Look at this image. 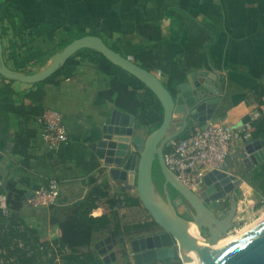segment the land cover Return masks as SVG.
<instances>
[{"label": "trees", "instance_id": "16d2710c", "mask_svg": "<svg viewBox=\"0 0 264 264\" xmlns=\"http://www.w3.org/2000/svg\"><path fill=\"white\" fill-rule=\"evenodd\" d=\"M176 13L187 14L189 0H179ZM146 0L141 4V11L146 23L162 20L171 8L161 4L154 11L145 7ZM19 13L11 2H0L1 39L7 40L8 56L17 70L26 65L43 64L47 59L45 51L37 42L53 43L61 27L51 23H30L15 25ZM178 20V19H177ZM16 33L9 37L11 29ZM182 29L177 22V31L173 33L178 39ZM68 45L73 40L92 35L100 37L97 30L88 34L68 32ZM29 41L34 48L28 49L25 55L17 52L22 43ZM215 42L214 34L203 24L194 37L178 47L174 54L166 51L167 42L145 40L141 42L125 41L121 47L115 43L106 44L110 49L129 59L142 69L153 73L165 89L175 99L177 88L183 84L188 74L202 68V58L208 57L209 49ZM4 57V54H3ZM17 59L20 63H17ZM81 62L93 65L102 89L97 93L98 101H105L115 109L135 118L136 128L147 130L148 133L157 129L163 117L162 107L155 95L145 85L121 68L107 61L100 53L83 49L71 57L59 70L45 81L32 85V90L25 93L17 105L7 107L6 112L17 118V130L13 139L12 155L21 159L24 167L34 162L38 169L44 170L48 180L40 186L45 187L50 180L58 184L69 181H81L84 186L82 197L68 201L59 198L47 207V222L50 227L57 228L59 237L44 239L39 231L24 222V201L26 192L16 183L8 181L2 188L6 196V210H0V264H104L94 248L97 236L109 240L108 244L115 253L116 260L110 264H124L120 249L126 236L135 231L149 232L155 224L149 219L139 224L125 223L120 215L122 210L141 208L135 196L116 193L105 181L89 178L100 164L97 159L81 158L66 159L58 157L52 151L35 156L32 153L37 142L38 132L34 124L45 111V86L57 85L58 79L73 77ZM263 85L253 88L251 96L258 104L259 119L252 123L254 129L252 141L264 140V75ZM224 88V87H223ZM192 123L188 125L190 127ZM41 126V125H40ZM184 132L180 137H185ZM154 165L153 181L161 188L163 178L156 177ZM246 183L261 195L264 203V161L247 167ZM37 189V190H38ZM162 192V188H161ZM257 206L255 207L258 209ZM101 209L102 215L93 217L92 212ZM155 264H181L178 259L164 260Z\"/></svg>", "mask_w": 264, "mask_h": 264}, {"label": "crops", "instance_id": "0c3cea01", "mask_svg": "<svg viewBox=\"0 0 264 264\" xmlns=\"http://www.w3.org/2000/svg\"><path fill=\"white\" fill-rule=\"evenodd\" d=\"M146 1L145 7L149 11L156 10L161 4L172 10L180 6L179 0ZM0 2H11L15 5V10L19 13L14 22L17 26L51 23L60 26L62 31L84 27L89 31L97 30L100 35L104 33L109 37H123L128 41L167 42L166 51L172 54L178 47L183 46L188 38L196 35L201 23L214 34L215 42L209 49L208 57L203 56L200 70L210 71V68H213L221 76L224 87L211 120L221 121L241 132L244 125L254 123L260 117L258 104L250 91L263 85L264 0H189L187 14L176 13L173 10L155 23L144 21L141 11L143 0H0ZM177 19L182 29L178 39H175L173 33L177 31ZM15 35L11 29L9 37ZM6 44L2 41L5 65L13 71L28 74L27 70L32 64L17 70L11 59L7 62L8 52H4ZM17 63H20L19 59ZM57 82V85L45 86V110L61 114L69 141L52 153L66 159L94 158L89 145L100 139L104 122L115 108L105 101L97 100V93L102 89V84L93 65L87 62L80 63L73 77L58 79ZM195 83L196 80L191 77V73L188 74L184 83L177 88L178 104L189 105L195 91ZM30 90H32L30 85L0 77L1 190L8 181H12L26 192V198L34 195L48 180L49 175L38 169L34 162H30L29 167H24L21 159L12 155L17 118L6 112V109L19 104L23 95ZM190 123L195 124L193 121ZM180 125L181 119L174 117L172 130L175 131ZM33 129H37L38 138L32 153L37 156L49 152L40 139V124L38 122L34 124ZM250 142L252 138L250 141L238 138L223 167V172L236 179H242L239 190L248 187L246 178L250 162L245 147ZM98 162L100 167L89 178L105 181L113 192L125 194L120 184L108 180L102 162ZM83 191L81 181L67 180L59 183V198L72 201L82 197ZM241 203L238 197L234 225L239 222L237 215ZM46 215L47 210L24 207V221L31 222L35 217H39V223H43L42 235H46L44 239L59 237L58 229L48 225ZM101 215V209L92 212L93 217ZM29 227L38 230V225Z\"/></svg>", "mask_w": 264, "mask_h": 264}, {"label": "water", "instance_id": "95a60500", "mask_svg": "<svg viewBox=\"0 0 264 264\" xmlns=\"http://www.w3.org/2000/svg\"><path fill=\"white\" fill-rule=\"evenodd\" d=\"M83 49L100 53L107 61L142 82L155 95L163 110L160 126L148 133L136 128L133 116L113 109L104 122L100 139L89 145L95 158L102 162L110 182L135 189L137 200L155 224L153 229L158 230L157 233L129 240L134 264H154L173 259L184 263L180 255H193L197 258L196 264H264V224L229 248L218 250L204 260L207 246L215 245L234 225L238 201L236 192L242 179L223 171H212L204 177L203 189L194 193L164 163L166 144L180 137L189 122L202 127L214 117L224 89L221 76L213 68L192 72L191 77L196 80L193 98L188 106L180 105L153 73L122 57L100 37L92 35L73 40L53 55L44 69L25 75L9 69L4 63L0 20V77L3 79L30 86L41 83ZM174 117L181 119V125L175 131L172 130ZM245 153L251 165L261 164L264 161V140L248 143ZM155 164L163 178L162 192L157 190L153 181ZM169 189L188 204V218L176 211L177 204L170 198ZM223 202L228 203L225 214L219 213ZM190 222L196 225L199 233L206 230L208 236L202 241L191 238L187 234ZM108 242L106 239L94 246L102 247L97 253L104 264L116 260Z\"/></svg>", "mask_w": 264, "mask_h": 264}, {"label": "built area", "instance_id": "2783aa9c", "mask_svg": "<svg viewBox=\"0 0 264 264\" xmlns=\"http://www.w3.org/2000/svg\"><path fill=\"white\" fill-rule=\"evenodd\" d=\"M40 139L50 151L68 143L63 118L60 113L45 110L39 119ZM252 123L244 125L241 132L221 121H208L202 127L192 124L184 131L185 137L168 142L164 149V163L176 178L190 191L197 193L204 187V177L212 171H223L231 149L238 138L251 140ZM59 197V184L48 181L34 195L26 198L24 207L46 209ZM0 210H6V196L1 191Z\"/></svg>", "mask_w": 264, "mask_h": 264}, {"label": "rangeland", "instance_id": "374dc122", "mask_svg": "<svg viewBox=\"0 0 264 264\" xmlns=\"http://www.w3.org/2000/svg\"><path fill=\"white\" fill-rule=\"evenodd\" d=\"M68 32H73L75 34H84L85 35V34L89 33V30L85 29L84 27L77 28V29L71 28L68 30L63 29V31L60 30L57 38L55 39V41L53 43L37 42L36 44H38L45 51L47 59L44 61L43 64H39V63L32 64L30 66V68L27 70L28 74L37 73L40 70L44 69L45 66L47 65L49 59L53 55L59 53L65 46H67V45L64 46V44L67 43V41H68V35H67ZM100 38L108 45H111V43L116 42L115 44L118 47H121L122 43H124L125 41H128V40H125L123 37H119V38H117V36L109 37L104 33L103 34L101 33ZM4 41L7 43V40H4ZM25 42L26 43L21 44L20 50L17 51V52L21 53L22 55H25L26 51H28V49L34 48V45H32V43H30L29 41H25ZM6 46H7V44H6ZM6 48L7 47H5L6 51H4V52L8 51ZM9 61H10V58L7 56V62H9ZM155 174H156V177L159 179L160 172H159L158 167L155 168ZM160 183H161V188H162L163 182H160ZM121 187H123L122 190L124 191L125 194H128V195L132 194V196L136 197V193H135L134 188L127 189V188H124V186H122V185H121ZM157 188H158L157 190H159V192H161V188H159V187H157ZM170 194L172 196L171 198H174V201L177 204L176 211L178 212V214H180L182 217H184L186 215L189 216L190 208H189L188 204L184 200L180 199L174 191H172ZM236 195L238 197H240V200L242 201V203L239 207L238 215H237L239 222L236 225H233V227L228 230L226 236L223 237V238H227V239L232 240V242H234V243L236 241H238L239 239L243 238L244 236H246V234L249 235L252 232L254 226H257V225L261 226L264 224V203L262 201L261 195L258 192H256L249 185H248V187L247 186L243 187L242 190L238 189L236 192ZM257 206H260V207H258V209H256L255 207H257ZM227 211H228V203L223 202L219 213L225 214ZM120 215L123 218L124 222L128 223V224H139V223H143L145 221H149V219H150L147 212L142 207L141 208L122 210L120 212ZM235 218H236V214H235L234 219ZM34 219H33L34 222H33V220L31 222H26V221H24V222H25V224L27 223L28 226L31 225V226L37 227V225H38L37 228L40 231L39 233H40L41 237L46 238L45 237L46 235L45 236L42 235V234H44L43 233V228H44L43 223L42 222L39 223V217H35ZM258 226L255 228H258ZM246 229H247V233H246ZM248 229H249V231L250 230L251 231L248 232ZM244 230H245V234H242L244 232ZM157 232H158V230H154L152 228L149 232L135 231V232L129 233L126 236V239L124 241L125 246L123 245V247L120 249V256H121L124 264H134V260L132 258L130 247L128 245L129 240L134 239V238H139L142 236L151 235V234L157 233ZM199 234H200L201 239H204L208 236L206 230H203ZM99 237L100 236H97L98 239H96L95 245L101 241L106 240V238H102V237L99 240ZM220 239H222V238H220ZM101 249H102V247L95 248V250L97 252ZM181 264H184V263H181Z\"/></svg>", "mask_w": 264, "mask_h": 264}, {"label": "bare ground", "instance_id": "6f19581e", "mask_svg": "<svg viewBox=\"0 0 264 264\" xmlns=\"http://www.w3.org/2000/svg\"><path fill=\"white\" fill-rule=\"evenodd\" d=\"M255 224V223H254ZM258 224V223H257ZM258 226V225H257ZM257 226H254V228L255 227H257ZM253 227V226H252ZM260 226H258V228H259ZM253 228V230H252V232L254 231V230H256V229H258V228H255L254 229ZM250 230V231H251ZM249 231V229H248V232H250ZM251 232V233H252ZM246 233H247V229H246ZM250 233V234H251ZM187 234L191 237V238H193V239H195V240H197V241H202V239L200 238V234H199V231H198V229H197V227H196V225L194 224V223H192V222H190L189 224H188V229H187ZM242 234H245V230H244V232L242 233ZM247 235V234H246ZM244 236V235H243ZM239 238V237H238ZM234 244V242H232V240H230V239H227V238H222V239H219L218 240V242L215 244V245H213V246H207V249H206V255H205V257H204V260L205 259H209L211 256H213L218 250H224V249H227V248H229L230 247V245H232V244ZM236 243V242H235ZM180 257H181V259H183V261H184V264H196V262H197V258H195V257H193V255L190 257V255L189 256H185V255H180Z\"/></svg>", "mask_w": 264, "mask_h": 264}, {"label": "flooded vegetation", "instance_id": "af4514ba", "mask_svg": "<svg viewBox=\"0 0 264 264\" xmlns=\"http://www.w3.org/2000/svg\"><path fill=\"white\" fill-rule=\"evenodd\" d=\"M171 192H172V190L169 189V195H170V198L172 197L171 194H170ZM171 199H172V201H174V198H171ZM184 217H185V218H188L189 216L186 215V216H184Z\"/></svg>", "mask_w": 264, "mask_h": 264}]
</instances>
